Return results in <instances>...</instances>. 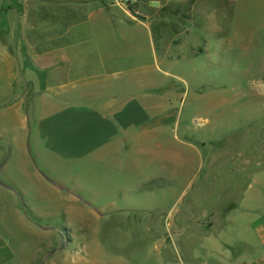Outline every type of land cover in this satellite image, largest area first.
<instances>
[{
    "label": "crops",
    "instance_id": "0c3cea01",
    "mask_svg": "<svg viewBox=\"0 0 264 264\" xmlns=\"http://www.w3.org/2000/svg\"><path fill=\"white\" fill-rule=\"evenodd\" d=\"M31 2L56 10L52 39L30 41L27 36L29 11L24 6ZM116 2L0 0V123L5 121L0 124V143L12 146L15 154L4 162L6 151L0 145V264H30L41 241L59 238L57 230L28 221L23 209L35 219L56 218L62 209L67 225L76 217L82 171L90 183L100 184L108 202L105 209L147 214L151 224H157L159 212H166V220L173 222V212L164 204L168 195L182 197L191 177L203 174L196 193L216 195L201 214L205 226L195 235L201 242L219 241L218 249L203 250L204 257H212L211 264H240L242 257V264H264V128L259 127L263 118L250 119L247 127H257L251 144L228 139L226 145L235 149L231 153L219 154L223 142L215 141L205 156V144L199 148L168 137L178 112L172 102L181 97V86L200 81L194 69L190 75L181 72L186 69V51L198 59L202 41L176 42L190 29L172 16L162 17L164 8L178 4L175 0H166L159 15L149 17L121 12ZM14 3L22 9H14ZM157 5L158 1L150 3L152 9ZM159 21L182 30L161 56L152 33ZM51 73L58 82L54 89L61 91L57 97L27 99L24 82ZM67 87L70 92L63 91ZM193 92L199 107L205 98L198 89ZM221 95L214 94L219 98L214 100L215 111L226 105ZM59 174H71L70 181L59 180ZM225 178L244 182L241 188L229 186ZM227 192L236 194V201L225 203ZM55 202L63 204L58 211ZM47 203L54 211L40 210ZM190 211L186 207L183 215L189 217ZM191 223L192 218L187 220ZM172 235L195 237L182 231ZM21 236L32 243L24 244L18 255L11 242Z\"/></svg>",
    "mask_w": 264,
    "mask_h": 264
},
{
    "label": "rangeland",
    "instance_id": "374dc122",
    "mask_svg": "<svg viewBox=\"0 0 264 264\" xmlns=\"http://www.w3.org/2000/svg\"><path fill=\"white\" fill-rule=\"evenodd\" d=\"M151 1H158L157 9L150 7ZM175 1L178 4L169 7L178 14L186 15L188 20L184 23L174 17L173 20L190 29L186 37H177L176 42L179 44L187 41L193 44L200 39L202 52L198 59H194L189 56L191 50L188 49L183 63L186 64V69L179 65V70L183 68L181 72L189 75L192 69L198 71L200 81L197 83L189 80L186 86L180 85L181 97L172 102L173 108L178 112L173 126L167 129V136H173L178 142L195 143L199 148H203L202 145L205 144V156L210 153L215 141L223 142L218 149L219 154L231 153L235 149L226 145L228 139L233 140L234 144H240L245 139L249 144L255 141L257 127H247L250 119L254 121L263 118L259 127L264 128V0ZM165 3L166 0H117L115 8L129 15L141 13L149 17L159 15ZM12 6L16 10L22 9L18 3ZM24 7L29 11L25 24L30 41L52 39L53 16L57 15L54 7L35 2L27 3ZM32 27L35 29H31ZM38 28L40 31H37ZM193 46L191 49L195 50L197 46L192 48ZM62 83L67 84L68 81L63 80ZM54 85H58V82L54 80L52 73L49 76L39 75L37 79L24 82L22 93H25L27 99L54 98L61 92L55 90ZM197 89L205 98V102L199 107L194 102L196 94L193 91ZM63 91L70 92V88ZM219 93H222L220 98L227 102L215 111L214 100L219 98L214 97V94ZM71 99L76 100L77 97L72 96ZM27 116L30 118L29 112ZM215 124L218 128H215ZM0 145L6 151L4 162L14 158L12 146L6 143ZM70 175L59 174L56 177L61 181H68ZM202 179L203 174L191 177L189 191L180 198L179 193H173V199L168 195L164 204L168 207L167 211L173 212V222L166 220V212H159L157 224H151L147 214H117L111 208L105 209L108 202L101 192L100 184L90 183L86 172L82 171L76 192L79 199L76 217L67 225L64 223L67 221L62 209L61 215L53 219H35L28 209H23L28 221L37 227L55 229L59 236L56 241H41L30 264H211L212 257H204L203 250L218 249L219 241L212 239L206 243L201 242L199 236L195 235L205 226L203 223L206 218H202L201 214L216 195L209 192L206 198L204 193H196ZM243 182L225 178V183L229 186L232 184L241 188ZM67 187L74 188L72 183H68ZM148 189L154 190L153 187ZM225 197L227 204L237 199L236 194L229 192L225 193ZM50 205L53 204L47 203L46 208L40 210L45 213L58 211L59 206H63L55 202L56 208L53 210L49 208ZM188 206L191 207V215L186 217L183 213ZM190 218L193 223L187 224ZM181 231L193 233L195 237L179 238L172 235ZM11 243L15 253L20 255L22 246L31 244L32 240L21 236ZM245 261L246 258H240V264Z\"/></svg>",
    "mask_w": 264,
    "mask_h": 264
},
{
    "label": "trees",
    "instance_id": "16d2710c",
    "mask_svg": "<svg viewBox=\"0 0 264 264\" xmlns=\"http://www.w3.org/2000/svg\"><path fill=\"white\" fill-rule=\"evenodd\" d=\"M162 12L164 15H169L182 21L188 20L186 15L178 14V12L172 11L170 8H164ZM181 31L179 26L167 23L166 21H159L153 25V41L159 56L165 53L167 45L174 37L179 35Z\"/></svg>",
    "mask_w": 264,
    "mask_h": 264
}]
</instances>
